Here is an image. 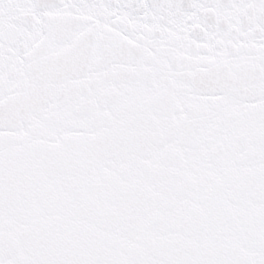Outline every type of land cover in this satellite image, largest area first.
Returning a JSON list of instances; mask_svg holds the SVG:
<instances>
[{
	"label": "snow or ice",
	"instance_id": "obj_1",
	"mask_svg": "<svg viewBox=\"0 0 264 264\" xmlns=\"http://www.w3.org/2000/svg\"><path fill=\"white\" fill-rule=\"evenodd\" d=\"M0 264H264V0H0Z\"/></svg>",
	"mask_w": 264,
	"mask_h": 264
}]
</instances>
